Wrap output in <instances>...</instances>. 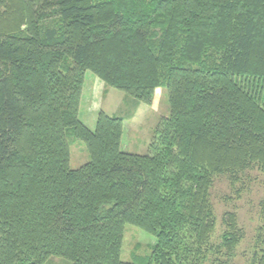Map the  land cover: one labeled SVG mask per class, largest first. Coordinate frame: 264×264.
I'll list each match as a JSON object with an SVG mask.
<instances>
[{"label":"trees","instance_id":"1","mask_svg":"<svg viewBox=\"0 0 264 264\" xmlns=\"http://www.w3.org/2000/svg\"><path fill=\"white\" fill-rule=\"evenodd\" d=\"M92 73L136 103L168 92L145 155L125 120H80ZM90 160L70 167L71 146ZM264 175V0H0V264H205L214 178ZM263 223L251 264H264ZM218 255L243 240L225 216ZM126 225L156 239L122 260Z\"/></svg>","mask_w":264,"mask_h":264},{"label":"rangeland","instance_id":"2","mask_svg":"<svg viewBox=\"0 0 264 264\" xmlns=\"http://www.w3.org/2000/svg\"><path fill=\"white\" fill-rule=\"evenodd\" d=\"M104 111L125 120L122 149L131 154L145 155L153 142L155 131L164 117L169 116L168 92L164 87L155 91L151 105L136 103L124 92L105 84L88 73L80 105V120L91 130L96 127L98 114ZM85 144L75 141L71 146L72 169H79L89 162ZM229 175L214 178L211 202L217 218L215 233L211 238V252L205 264H251L255 241L263 220L261 202L264 198V175L255 168L233 182ZM236 213L243 240L232 250H222L218 255L226 232L225 216ZM156 239L132 225H126L122 260L132 262L135 257L150 255ZM45 264H72L60 257H51Z\"/></svg>","mask_w":264,"mask_h":264}]
</instances>
